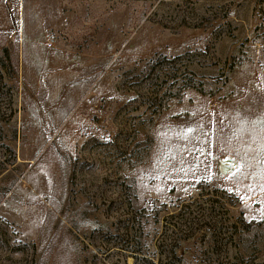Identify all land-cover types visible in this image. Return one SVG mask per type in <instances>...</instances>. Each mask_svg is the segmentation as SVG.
I'll return each mask as SVG.
<instances>
[{"label":"rangeland","instance_id":"rangeland-1","mask_svg":"<svg viewBox=\"0 0 264 264\" xmlns=\"http://www.w3.org/2000/svg\"><path fill=\"white\" fill-rule=\"evenodd\" d=\"M214 190L231 236L170 258ZM140 257L264 264V0H0V264Z\"/></svg>","mask_w":264,"mask_h":264},{"label":"trees","instance_id":"trees-1","mask_svg":"<svg viewBox=\"0 0 264 264\" xmlns=\"http://www.w3.org/2000/svg\"><path fill=\"white\" fill-rule=\"evenodd\" d=\"M154 95V91H151ZM150 107V105L148 106ZM215 198H212L213 194L204 193L201 191L197 198L188 199L182 201L177 207L176 212L163 217L164 221V233L168 235L169 250L168 255L170 258H177L176 253L181 243L200 235L202 238L207 239H219L220 236H231V228H234V224L226 225L225 222L228 219V207L236 206V198L230 196L232 199L224 201L222 207L218 204V198L216 193L224 192L214 190ZM165 207V205H162ZM223 213L221 214V211ZM160 210L154 208L152 215L155 221L159 218ZM221 216L224 218H221ZM211 243V242H210ZM212 249L210 248V254L212 255ZM162 254V252H161ZM145 257L136 259L134 264H141ZM147 260V259H146ZM139 261V262H138ZM150 264H158L154 260L150 259ZM208 264H214V262H208Z\"/></svg>","mask_w":264,"mask_h":264},{"label":"snow or ice","instance_id":"snow-or-ice-1","mask_svg":"<svg viewBox=\"0 0 264 264\" xmlns=\"http://www.w3.org/2000/svg\"><path fill=\"white\" fill-rule=\"evenodd\" d=\"M190 131V130H189Z\"/></svg>","mask_w":264,"mask_h":264}]
</instances>
